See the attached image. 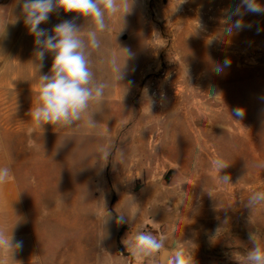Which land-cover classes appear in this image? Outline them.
Here are the masks:
<instances>
[{"label": "rangeland", "instance_id": "obj_1", "mask_svg": "<svg viewBox=\"0 0 264 264\" xmlns=\"http://www.w3.org/2000/svg\"><path fill=\"white\" fill-rule=\"evenodd\" d=\"M149 1L142 5L140 0H123L129 11L119 14L126 28H140L141 13L148 16L156 52L154 72L142 88L149 112L133 122L137 132L124 136V155L133 158L134 166L129 177L121 174L105 190L103 185H75L76 196L107 211H60L61 248L73 237L62 227L68 220L77 227L75 241L90 243L86 257H76L74 264L104 263L96 245L103 225L109 242L115 226L118 235L119 247L114 256L109 255L110 264H157L168 240L179 243L178 253L191 245L194 264H215L195 235L180 237L181 222H169L166 214L175 208L174 192L190 193V206L201 211L199 222L207 226L220 218L214 211H264V203L249 204L254 193L264 192V14H234L233 19L242 20L245 27L229 34L225 15L240 0ZM257 2L264 6V0ZM217 66L223 71L216 72ZM237 108L244 109L243 118L235 115ZM76 142L75 156L81 159L82 141ZM217 160L227 167L218 170ZM170 172L173 176L167 182ZM225 175L231 180L223 181ZM59 186L62 194L69 185ZM83 186L92 189L91 195L84 194ZM187 201L183 209L189 206ZM142 233L162 240L155 255L131 254L135 237ZM252 248L253 243L249 251Z\"/></svg>", "mask_w": 264, "mask_h": 264}, {"label": "crops", "instance_id": "obj_2", "mask_svg": "<svg viewBox=\"0 0 264 264\" xmlns=\"http://www.w3.org/2000/svg\"><path fill=\"white\" fill-rule=\"evenodd\" d=\"M140 1L142 5L151 4L149 0ZM117 4L120 10L111 16L106 14L107 28L103 32L96 29L90 17L62 9L40 25L52 29L64 19L77 17V36L84 41V53L93 74L90 86L105 85L104 94L90 101L73 125L40 127L30 112L37 106L39 76L50 74L53 56L46 51L44 66L39 68L35 37L23 23L18 0H0V121H4L5 137L0 145V168L10 169L9 177L0 183V231L6 238L23 241L22 250L0 246V264H74L76 257L85 258L90 243L75 241L77 227L70 220L62 227L73 237L61 248L60 211H107L98 204L92 206L91 199L76 196L75 185H103L105 190L106 185L117 183L121 174L129 177L132 171L133 158L124 155V136L137 132L133 122L149 112L150 102L142 88L154 72L156 52L154 40L149 37L148 16L141 13L137 25L140 28H126L119 14L127 9L123 0H117ZM92 31H96L100 41L98 49L88 43ZM124 49L131 50V58ZM121 73L124 78L118 79ZM77 139L82 141L79 147L85 153L81 159L75 156ZM61 184L69 185L66 193L60 194ZM91 190L82 188L84 194L91 195ZM172 199L176 204L166 214L169 222H181L180 237L195 235L203 253H212L213 263L246 260L248 247L253 243L248 239L249 232L264 248V211H214L220 218L207 226L199 222L201 211L190 206L193 198L189 192H174ZM184 200L189 206L183 209ZM153 211L157 213L156 208ZM99 229V259L110 264L109 255L114 256L119 247L116 226L110 242L106 225ZM179 246L168 240L163 247L177 255ZM151 253L153 256L156 252Z\"/></svg>", "mask_w": 264, "mask_h": 264}, {"label": "clouds", "instance_id": "obj_3", "mask_svg": "<svg viewBox=\"0 0 264 264\" xmlns=\"http://www.w3.org/2000/svg\"><path fill=\"white\" fill-rule=\"evenodd\" d=\"M18 3L21 8L23 23L28 28L29 33L35 37L39 68L44 66L46 51L53 56L50 74L39 76L37 106L31 110L30 115L36 125L40 127L48 124L71 126L81 119V114L88 108L90 101L98 99L104 94L105 85L100 83L95 88L90 86L93 74L89 70L88 60L84 53V41L77 36L78 27L75 23L77 17L64 19L54 25L52 29L41 28L40 25L50 20V14L58 13V9H62L65 13H76L78 16L90 17L96 29L103 32L107 28L106 14L111 16L120 10L117 0H18ZM128 11H125L124 14ZM248 13L264 14V6H261L257 0H240V4L232 12L225 15V23L227 24L225 31L231 34L233 30L244 28L245 25L242 20H234L233 15ZM88 43L93 49L100 47L96 31L88 34ZM124 52L129 58L133 55L130 49H124ZM228 65L229 62L226 60L225 67ZM215 71L222 72L223 68L217 66ZM123 78L124 74L121 73L118 79ZM129 83L132 82L129 81ZM234 113L237 117L243 118L244 109L237 108ZM214 165L218 170L227 167V164L220 160L214 161ZM9 175L10 169L8 167L0 168V183H3ZM222 179L228 182L231 177L225 175ZM261 203H264V192L257 191L250 197L249 204L259 205ZM119 221L123 223L124 218L120 217ZM248 239L253 242V248L247 254L249 264H264V249L256 244V235L249 232ZM162 245V240L154 238L150 234L142 233L135 237L131 254L141 256L150 252H159ZM0 246L22 250L23 241L14 240L11 236L6 238L4 233L0 231ZM159 264H194L191 245L177 255L164 250L160 255Z\"/></svg>", "mask_w": 264, "mask_h": 264}, {"label": "water", "instance_id": "obj_4", "mask_svg": "<svg viewBox=\"0 0 264 264\" xmlns=\"http://www.w3.org/2000/svg\"><path fill=\"white\" fill-rule=\"evenodd\" d=\"M173 176V172H170L168 175H167V177H166V181L167 182H170V179H171V177ZM167 250V249H166ZM164 251V250H163ZM162 251V252H163ZM169 251V250H168Z\"/></svg>", "mask_w": 264, "mask_h": 264}]
</instances>
